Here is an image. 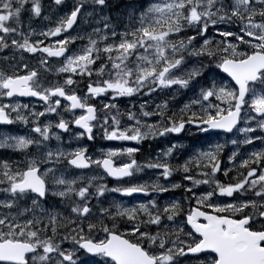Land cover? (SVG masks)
Returning <instances> with one entry per match:
<instances>
[{"label":"snow or ice","instance_id":"6c2138e0","mask_svg":"<svg viewBox=\"0 0 264 264\" xmlns=\"http://www.w3.org/2000/svg\"><path fill=\"white\" fill-rule=\"evenodd\" d=\"M85 3L50 0L45 9L42 0H0V51L12 53L0 59L8 65L0 68V125L30 126L27 136L0 133V148L24 154L23 160L0 159V264H264V0H152L139 16L132 5L122 30L105 19L103 29H94L98 40L89 37L75 48L83 40L73 32ZM91 3L107 7V0ZM36 19L40 24L33 27ZM54 65L57 79H42ZM158 92H172L173 99L183 94L186 101L178 111L167 101L147 110L146 101L139 114L127 110L131 123L121 122V98ZM152 117L159 119H141ZM70 125L76 129L70 140L77 141H92L101 130L107 141L136 144L193 129L233 134L234 150L225 164L224 144H193V154L173 164L174 149L183 147L173 144L140 164L134 158L139 149L122 144L101 149L97 158L84 147L50 148L48 141L61 139L51 129L71 132ZM256 141L259 149L241 150ZM91 166L115 186L66 174L69 167ZM144 169L156 170L151 183L137 179ZM178 171L182 181L172 182ZM175 189L183 190L182 200L161 206L159 194ZM106 193L130 199L105 208ZM52 197L72 199L73 218L43 208L57 207ZM192 201L187 229L183 203Z\"/></svg>","mask_w":264,"mask_h":264},{"label":"rangeland","instance_id":"374dc122","mask_svg":"<svg viewBox=\"0 0 264 264\" xmlns=\"http://www.w3.org/2000/svg\"><path fill=\"white\" fill-rule=\"evenodd\" d=\"M110 1H113V0H110ZM66 2H67V4L69 6H71V4L73 3V0H66ZM125 2L128 3V4L125 6V9L121 10L122 14H119V15L115 16L119 20H117L115 23H111L109 21L112 25L117 26V30L118 31L122 30L123 25L125 23H127L128 14L132 11V8L130 6H132V5L136 6L137 10H139V12L136 11V16H139L140 11L143 8H147V6L152 2V0H141L140 2H137L135 0H125ZM42 3L45 5V9H47V5L50 3V0H42ZM84 11H85V15L81 18V20L79 22V25L76 27V31L73 32V35H76L77 33H79L81 36H83V40L78 39L75 42V45H74L75 48H79L81 45H86L88 43L89 37H91L92 39H97L98 40L99 36L94 32V29L95 28L103 29L104 28L105 19H107V17L104 15V13L101 11V9L99 7H96V6L92 5L91 0H86V3L84 4ZM89 12L92 13V15H90V16L87 15V13H89ZM45 14H47V11H45ZM23 20H24L25 28L27 30V25H28V15H27V13H25L23 15ZM44 23L48 24L47 21H44ZM39 24H40V20L39 19H36V20L33 21V27H37ZM100 35H103V33H101ZM188 35H194V34H188ZM201 43H202V41H201ZM100 46L103 47V44H101ZM196 47H199V44H197ZM11 55H12V53L10 54V57H11ZM28 55L29 54H25L26 57ZM189 59L191 61H195L196 60L195 57H191ZM30 62L33 63V64L36 63L35 60H32ZM55 67H57V65H54L53 68H51L47 73H42V79H44V77H47L48 81L54 82L57 79V76L55 74ZM189 67H191V64H189ZM167 94L169 95V98H170L171 102H172V100H175L176 98H177V100H179L180 95L184 96L183 94H177L175 99H173L172 98V96H173L172 92H167ZM20 102L21 103H27L29 101H21L20 100ZM33 103H35V102H33ZM117 107L119 109V112L121 110L123 111V109H124L123 105L119 104V103H118ZM37 109L38 110H43L42 108H39L38 104H37ZM152 109L153 108H152L151 105L148 106V108H147V110H152ZM134 111L137 112V114H139V110H134ZM115 114H116V110H113V115H115ZM70 118H71L70 115L66 113L65 114V119H70ZM109 118H111V117H109ZM56 119L57 118L54 117L53 118V122H55ZM141 119L146 122V119H148V118H141ZM52 129H51V131H52ZM52 132L53 133H57V134H59L61 136V139L59 141H57L55 138H52L50 141L47 142L48 146L50 148L54 149V150L56 148H62L64 151H72V150H74L77 147H84L86 149L88 147V143H87L86 137L84 139L80 140V141H77L75 139H71L70 140V137H72L74 135V133H75V130L73 128H72V131L68 132L67 134H63V133L59 132L56 129L54 131H52ZM0 133H7V134L17 135V136H27V135L30 134V126L25 125L24 123L21 122V123H19V126L16 127V130L14 128L10 129V131L7 130V129H0ZM235 136L237 138H239L240 134L236 133ZM101 138H102V140L104 139L103 137H101ZM230 141L229 142L227 141L226 148L221 153V157H224V160H225L226 163L228 162V155L231 153L232 150H234V146L231 144ZM209 143H211L213 145L216 144V143H220V144H224L225 145V143L223 141H221L217 136L208 138L207 144L204 146L205 149H207ZM173 144L183 145V147H180V148L181 149H183V148L185 149L186 146H188V141H187V139H185L184 137H181V136L180 137H175L174 134L172 135V137H167V138L166 137L165 138L162 137V138H160V146L158 147V153H162L168 147H171ZM241 147H242V145L240 146V148ZM30 148H31V150L33 152L35 151L33 146H30ZM101 149H105V148L101 147V146H98L93 151H91L89 155L92 156L93 158H97V157H99L101 155ZM0 150L5 151L7 149L0 148ZM241 150L244 151L243 149H241ZM10 151H13V150L10 149ZM244 152H246V151H244ZM192 154H193L192 153V148L190 149L189 153H187V155L184 153V151L183 152L178 151L177 154L174 157L172 155V157L176 159V158H178L180 156V158L176 159L175 163H173V164H183V162L186 159H188V157L190 155H192ZM173 158H172L171 162H173V160H174ZM0 159H3V158L0 157ZM117 162H119V160H117ZM64 163H66V161ZM193 166H195V165H193ZM178 173H179V176H181V180L176 179V181H175L174 179H171L172 182H181L182 181V177H183L184 174L182 172H179V171H178ZM66 174L68 175V178H70V179L73 178V177H82L83 178V182H85V183H87V181H88V179L90 177L96 176L97 179L92 181L93 184L104 183V184H107V186L109 188L115 186L114 183L108 184L105 175L101 172L100 169H96L95 166L91 170L84 171V172L74 171L73 169H71L69 167L67 169V173ZM193 174H195V173H193ZM101 176H103V178H100ZM150 176L156 178L155 173L150 174ZM139 178L140 177L137 176L138 180H139ZM184 182H186V181H184ZM201 187H206V186H201ZM4 196H5L4 193H0V199H3ZM160 197L162 198L161 199L162 202H164V200H167V199H172V197H170V196H160ZM51 199L58 200L60 202V204L63 205V206H65L67 204L74 205V201L72 199L65 200V201H62V202H61V198H59V197H52ZM105 199H107L108 203L111 205L113 200H115L117 202H126L130 198L120 197L119 193H108V194H105L104 198H102L103 201ZM192 204L195 205V202L192 201ZM30 205H31V202L28 201L27 202V206L30 207ZM125 206H131V205L125 203ZM42 207L45 208V205L43 204ZM189 207L190 206H188L185 209L186 214H187V211H188ZM206 210L211 211L210 209H206ZM36 214L37 215L40 214V209H36ZM45 222H46V219H45ZM120 231L121 232H126L127 229L123 225H120ZM152 231L155 232L156 228H154ZM99 235L101 237H103V233L102 232Z\"/></svg>","mask_w":264,"mask_h":264},{"label":"flooded vegetation","instance_id":"af4514ba","mask_svg":"<svg viewBox=\"0 0 264 264\" xmlns=\"http://www.w3.org/2000/svg\"><path fill=\"white\" fill-rule=\"evenodd\" d=\"M141 0H138V2H140ZM121 1H119L120 3ZM115 5L114 7H116V2H114ZM118 4V2H117ZM124 6V3H122L120 5V7H123ZM118 9V8H117ZM137 12H139V10H137ZM188 34H194V32H191L189 31ZM11 51L10 50H4V51H0V59H2L4 56H8L10 57V53ZM8 65L7 64H4V63H0V68H7ZM87 80V77H85V81ZM85 91H86V88H85ZM162 96H164L163 93H161ZM159 96V92L151 97H147V96H143V95H138V96H134L132 98H128V97H125V98H121L120 101L118 102L119 104H122L124 109L123 111L121 110L119 113H120V119H121V122L122 123H131V122H128L127 121V110L128 109H132L133 111L134 110H139V105L141 103H145L147 101L148 103V106H152L153 108V105L156 104V98H158ZM21 101H33L36 103V98H20ZM79 111V110H77ZM14 116V114H13ZM101 119H103V115L101 116ZM111 119V118H109ZM158 120V117H152V118H148L146 119V122L147 123H155L156 121ZM19 121H17L16 123L14 124H10V125H0V129H7L10 131V129H15L16 130V127L19 126ZM127 123L125 124V126H127ZM70 128L76 130L74 128V125H70ZM56 128L54 127L52 129V131H54ZM58 130V129H56ZM68 132H66L65 134H67ZM183 134V133H182ZM191 137L193 138V144H195L196 146H200V145H203L205 146L207 144V140L209 137H215V136H218V138L223 141L226 145H227V141L229 142L232 138H233V134L231 135H226V134H220V135H216V134H211V135H203L202 133H199L197 131H195V129L191 130V131H185L184 134L181 136V137H184L185 139L188 140V137ZM103 137V132L102 130L101 131H97L96 132V137L94 140L92 141H89L87 140V143H88V147H87V154L89 155L91 151H93L96 147L98 146H101V147H104L105 149L109 148V147H112V146H120L121 144L124 146V147H136L139 149V151L137 153H135V159L138 161V163L140 164H144L147 162L148 159H154L156 157V155L158 154V147L160 146V138L162 137H147L146 139H144L143 141H141L139 144H136L135 142H131V141H128V142H120V141H107L105 139L102 140ZM172 137V136H170ZM165 138V137H164ZM167 138V137H166ZM198 140V141H197ZM172 143V142H171ZM191 145H192V141L191 142H188V146H190L191 148ZM34 148V147H33ZM253 148H256V149H259L260 148V142L259 141H256L254 142L253 145H243L241 147V149H243L244 151L246 152H250L253 150ZM176 151H182V149L180 147H177L174 149L173 151V157L176 155ZM5 154L0 156L2 157L3 159L5 158H10V162L11 161H18V160H23L24 159V154L21 153V152H17V151H10V149H7L4 151ZM171 157V161H172V158ZM223 162L225 164H227L224 160V157H221ZM122 159H127V157H123ZM175 160V158H173ZM117 162V161H116ZM119 163V162H117ZM94 166H91L89 170H91ZM101 172H102V169H100ZM156 170H149V169H144L141 173H138L137 176H139V180H147L149 183H151L152 181H154L156 178L155 177H151L150 174H153L155 173ZM103 173V172H102ZM222 176V173L220 174ZM107 179V182L108 184L110 183H114V181H110L108 180V178L106 177ZM171 179V178H169ZM160 196H177V194L173 191H170L168 193H160L159 194ZM100 234V233H99Z\"/></svg>","mask_w":264,"mask_h":264},{"label":"trees","instance_id":"16d2710c","mask_svg":"<svg viewBox=\"0 0 264 264\" xmlns=\"http://www.w3.org/2000/svg\"><path fill=\"white\" fill-rule=\"evenodd\" d=\"M184 97H185V96L180 95L179 100H177V98H176L175 100H172V103H169V107H170V109H173V110L178 111L179 108L182 107L183 104H184L185 101H186V100L184 99ZM169 114H170V113H169ZM172 177H180V176H179V173H178V172H174ZM52 202H53V201H52ZM52 202H51V203H52ZM55 202H57V201H55ZM49 203H50V201H49ZM91 203H92L93 205H96V204H97V201H95V200L93 199V201H92ZM187 203H188V202H184V203H183V213H182V215L184 216V218H185L184 209H185ZM191 204H192V202H191ZM24 206H25L24 203L21 202V209H23ZM72 206H73V205L69 204L68 206L64 207V206H62V205H60V204L58 203V205H57V207H56L55 209H50L49 206H48V204H46V207H47V209H48L49 211H55V212L59 213V215H60L61 217H68V218H73V217L70 215V214H71V207H72ZM100 206L105 207V208H108V207H110L111 205L108 203L107 199H105V200L103 201L102 205H100ZM161 206H163V205H161ZM112 210L114 211V208H113ZM177 219L180 220L179 218H177ZM183 226H185V224H183ZM50 234H51V232L49 231V235H50ZM63 234H64V230L61 229V235H63ZM63 245H68V247H70V246H71V243L68 242V241H66V242H64Z\"/></svg>","mask_w":264,"mask_h":264},{"label":"water","instance_id":"95a60500","mask_svg":"<svg viewBox=\"0 0 264 264\" xmlns=\"http://www.w3.org/2000/svg\"><path fill=\"white\" fill-rule=\"evenodd\" d=\"M60 131H62V130H60ZM62 132H64V131H62ZM78 170H81V169H78ZM83 170H86V169H83ZM110 180H112V181H114L113 180V178H111V177H108ZM202 219V218H201ZM188 227L190 228L191 226L190 225H188Z\"/></svg>","mask_w":264,"mask_h":264}]
</instances>
